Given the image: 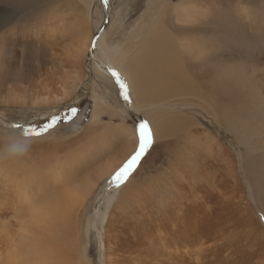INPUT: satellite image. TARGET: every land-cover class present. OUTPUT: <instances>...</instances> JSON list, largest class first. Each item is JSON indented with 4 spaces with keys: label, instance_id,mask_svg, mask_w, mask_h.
I'll return each instance as SVG.
<instances>
[{
    "label": "bare ground",
    "instance_id": "6f19581e",
    "mask_svg": "<svg viewBox=\"0 0 264 264\" xmlns=\"http://www.w3.org/2000/svg\"><path fill=\"white\" fill-rule=\"evenodd\" d=\"M48 1L0 0V105L62 104L81 88L91 22L100 23L90 19L95 0H60L68 13L89 4L85 18L66 17ZM233 1L149 0L132 35L112 36L124 25L117 11L113 28L95 42L94 86L102 85L96 96L110 100L113 77L121 79L114 83L125 85L132 99L127 108L149 119L158 138L166 129L177 152L167 186L158 190L154 182L140 189L132 176L105 193L104 211H93L86 221L84 254L99 221L106 239L103 264L112 260L110 244L115 261L120 247H128L130 264H264V164L233 150L209 125L231 138L241 135L239 145L254 156L249 145L264 146V56L258 51L256 63L242 64L224 54L227 14H243L238 3L225 8ZM202 103L206 119L193 120L190 109ZM115 105L128 115L120 102ZM249 120L257 126L244 131ZM125 127L116 129L115 139L91 132L94 139L79 154L55 134L56 140L31 141L23 157L0 159V264H51L55 256L54 264H66V235L73 227L79 234L82 222L80 192H91L93 176L107 172L99 189L137 148L136 130ZM0 134H6L1 127ZM128 138L118 163L93 167ZM5 143L0 138V148ZM89 170L84 183L81 176ZM152 190L159 193L152 196ZM51 245L56 255L50 259Z\"/></svg>",
    "mask_w": 264,
    "mask_h": 264
},
{
    "label": "rangeland",
    "instance_id": "374dc122",
    "mask_svg": "<svg viewBox=\"0 0 264 264\" xmlns=\"http://www.w3.org/2000/svg\"><path fill=\"white\" fill-rule=\"evenodd\" d=\"M148 1L149 0H95V2H93V7L90 9V19L91 17L93 21H96L98 19L100 20V23L99 25H94L93 22L90 21L92 32L91 51H89L85 56L83 68L84 74L82 77L83 83L80 86L81 88L79 89L76 96L72 97L71 99H68V101L62 104L51 102L47 105L32 106L28 108L0 105V127L6 133L0 134V138H6L7 136L15 134H23L24 136L29 138L30 142L39 139H46L52 141L56 140L54 139V136L56 134L57 137H63V139H65L70 146L72 144L73 146H76L72 148L78 154L81 152L82 148L87 146L94 139H90L91 132V135H93L94 133L96 134L95 131H98L96 137H100L102 136V134H104L103 137L108 135V139H115L116 129L121 126L124 127V125H126L129 128H133V131L136 130L138 145L137 148L134 149L135 151L133 152V154L126 160V162L121 167L116 168L114 172L99 187V189L97 186L100 180L104 177L107 172L96 173L93 176V180L90 185L92 188L91 192H87L85 190H82L80 192V195L83 194L81 196V199L84 200V205L83 207H79L78 205L76 206V208L78 207L77 209L79 210V217L81 218L82 222L79 234L76 233L78 229H75V227L71 228V226L73 225L72 222H70V224L68 222V224L70 225V227L68 226V228H71V233L70 235H66V241L68 242H66V246H68L66 247L68 248L66 264H103L100 257L102 254L101 244L105 246V232L103 231L102 226L98 221L99 224L97 223V232H94V230L92 231L91 229V241L88 245V250L86 254H84L83 250L87 243L85 234V224L88 217L91 215V213H93V211H96L97 215H99L101 211H104L103 198L105 197V193H111L112 189L116 187V174L125 165H127L129 160L136 154V152L139 151V124L141 122L145 120L149 122L153 142L133 166V170L126 177V179L128 180L132 176H134L135 186L140 189L144 188L145 190H147L146 187L148 188L149 184H154L155 182V187L159 190L162 186L166 184L168 185V179L172 180L173 178V163H175L174 159L177 152V147L173 144V141L175 139H172V136L167 133L166 129L162 130L164 136H160V138H158L154 133L153 123H151L149 119L144 117V115L136 116L129 108H127L129 107L130 101L132 99L130 96H128V99H125L124 87L121 86L122 88L118 89V87L120 86H117L114 83H120L118 78L113 77V82H111L115 86V90L112 89L114 91V97H111L110 100L105 99L102 96H96V91L99 94L101 93L102 85L99 84L100 90L96 86H94V81L98 80L93 71L95 42L100 37V35H102L106 31H110L113 28L114 24L116 23L115 21L117 20V13H120V20H122L121 22L124 25H122V28L120 30H118L119 27H115L117 29V32H115L116 29L115 31L113 30L112 36L121 40L127 35V33L129 35H132V32L137 26L140 17L147 8ZM59 3L60 0H49L47 5H51V7L54 6L58 10L64 11V15L66 17H71V13H78L80 14L81 18H85L86 14L88 13L86 11L89 8V4L86 7L83 4L78 10L70 9V12L68 13V10L65 9L63 3L58 6ZM233 3L231 4V6H225V8L227 7L226 9L229 10L231 7L232 9L238 3V6L241 7L243 14L238 16L239 19H235L236 17L232 14H227L229 17V24L225 19L227 29L225 30L226 35L223 36V47L225 49V57L227 59L229 58V62L234 61L233 63H235L237 59H239L242 64H254L257 62L256 52L259 51L262 53L261 55L264 56V0H234ZM237 8L238 7L236 6L235 9ZM232 23L236 24L233 25ZM92 47H94L93 52ZM95 62L99 63L98 61ZM263 63L264 61L260 62V64ZM95 98L98 99V113L93 116L95 110ZM103 98L106 102L101 103V101H103ZM115 102H120V104L127 109L128 115L123 116L120 110V107L122 106H118L116 108ZM73 110L75 111L73 112ZM190 113L191 115H193L194 118L189 115H186V117L193 118V120L195 119V117H199L201 120H203L206 119L207 116L203 103L202 108L199 107V105H196L194 108L190 109ZM163 114L165 118L171 117V114L169 112H163ZM16 124L22 125L16 126ZM248 124L249 125L244 129V131L254 130L255 126H257L252 120H249ZM48 125L52 126L47 127ZM209 125H211L210 127L213 126V129L216 133L222 135V138L226 140L225 143L230 144L233 150L241 149L243 151V154L249 159V161H257L262 165L264 164V161H262V159H264V146L253 147L250 144L249 149L254 150V156L248 153L246 147L239 145L241 135L231 138L230 135L226 134L224 130H221V128H218L217 125L210 123ZM259 125L261 127L264 126L260 122ZM161 126L159 127L161 128ZM32 129H35L36 132L42 134H32L30 131ZM26 130L29 131L28 135H25ZM86 133L89 135L84 136L83 134ZM102 142L103 141L98 142V144H101ZM111 142H114V140H112ZM128 143L129 138L125 139V141L123 142L118 141L117 144H115L116 146L114 145L110 151L111 156L102 158V161L98 162L93 167L95 168L99 165L104 166L107 163L111 164L112 161H117L116 163H118L122 158L117 159V156H123V150L125 149V147L128 146ZM173 147H175L174 150ZM87 154L89 153H86L85 155ZM138 168L140 169L138 170ZM90 171L91 170L81 176V178L84 179V183L87 179L86 177L89 176L88 173ZM126 179L124 180L125 182L127 181ZM124 181L122 182L125 183ZM101 183L102 181L100 182V184ZM123 183L121 185H123ZM155 187L153 186V188ZM149 190L151 189L149 188ZM158 190L157 192L152 190V196H156L159 193ZM86 194L88 196H86ZM72 207L73 206L69 207V211L70 209H72ZM125 208L128 207H124V209ZM145 211L146 207L144 204V212ZM71 212H73V210ZM261 214L264 216V212H261ZM69 215L72 214L69 212ZM121 240L127 241L128 238L124 236ZM112 247L113 244H110L109 254H111L112 260L108 264H130L129 258L131 257H129V253L131 252L128 247H120L118 252L119 259L117 261L114 260V253L110 249ZM54 249H56L55 246L51 245V250L49 254L50 259L56 255V251H52ZM55 258L56 256L50 260L51 264H54L53 261L55 260Z\"/></svg>",
    "mask_w": 264,
    "mask_h": 264
},
{
    "label": "snow or ice",
    "instance_id": "6c2138e0",
    "mask_svg": "<svg viewBox=\"0 0 264 264\" xmlns=\"http://www.w3.org/2000/svg\"><path fill=\"white\" fill-rule=\"evenodd\" d=\"M113 75L119 76L118 73H113ZM125 85L122 84V87ZM125 99H128V93L125 92ZM75 110H73L74 112ZM52 125H48L47 127H51ZM32 134L40 135L42 133L36 132L35 129L30 130ZM29 131H25V135H28ZM139 151L129 160L127 165H125L117 174H116V187H119L120 182L124 181L126 177L133 170V166L136 162L141 158V156L146 152V150L151 146L153 140L151 136L150 125L148 121H143L139 124Z\"/></svg>",
    "mask_w": 264,
    "mask_h": 264
},
{
    "label": "clouds",
    "instance_id": "9594fccd",
    "mask_svg": "<svg viewBox=\"0 0 264 264\" xmlns=\"http://www.w3.org/2000/svg\"><path fill=\"white\" fill-rule=\"evenodd\" d=\"M31 148L28 137L23 134H15L6 137V143L0 148V159H15L25 156Z\"/></svg>",
    "mask_w": 264,
    "mask_h": 264
},
{
    "label": "crops",
    "instance_id": "0c3cea01",
    "mask_svg": "<svg viewBox=\"0 0 264 264\" xmlns=\"http://www.w3.org/2000/svg\"><path fill=\"white\" fill-rule=\"evenodd\" d=\"M143 15V14H142ZM141 18V17H140ZM140 20V19H139ZM139 23V22H138ZM138 25V24H137ZM99 63H100V61H99ZM119 81H120V83H121V79H118ZM117 84V83H116ZM118 86V85H117ZM119 88V87H118ZM120 89V88H119ZM125 92H127L126 90H125ZM145 117V116H144Z\"/></svg>",
    "mask_w": 264,
    "mask_h": 264
},
{
    "label": "water",
    "instance_id": "95a60500",
    "mask_svg": "<svg viewBox=\"0 0 264 264\" xmlns=\"http://www.w3.org/2000/svg\"><path fill=\"white\" fill-rule=\"evenodd\" d=\"M19 125H22V124H16V126H19Z\"/></svg>",
    "mask_w": 264,
    "mask_h": 264
}]
</instances>
